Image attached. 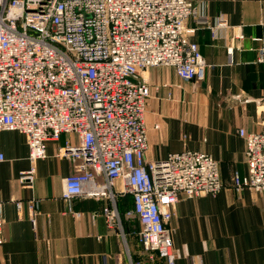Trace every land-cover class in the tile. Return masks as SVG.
<instances>
[{
  "label": "built area",
  "instance_id": "1",
  "mask_svg": "<svg viewBox=\"0 0 264 264\" xmlns=\"http://www.w3.org/2000/svg\"><path fill=\"white\" fill-rule=\"evenodd\" d=\"M196 13L189 0H0V131L21 133L32 162L47 157L50 141L76 136L58 152L75 162L64 179L68 211L78 198L106 199L107 227L122 232L117 198L131 196L126 218L139 221L151 262L176 264L170 223L181 197H215L223 188L219 162L207 153L147 158L152 90L141 73L169 67L183 81L205 79L209 65L192 37L207 20L185 26ZM225 26L221 19L218 27ZM240 136L248 173H235L234 188L264 195V128ZM33 180L34 170L19 178L26 189ZM16 208L35 228L36 202Z\"/></svg>",
  "mask_w": 264,
  "mask_h": 264
},
{
  "label": "crops",
  "instance_id": "2",
  "mask_svg": "<svg viewBox=\"0 0 264 264\" xmlns=\"http://www.w3.org/2000/svg\"><path fill=\"white\" fill-rule=\"evenodd\" d=\"M196 16L185 22L208 63L200 82L180 79L174 68L141 73L152 95L147 102V158L162 160L184 150L201 151L220 165L221 192L196 199L181 197L170 223L176 264H264V195L234 188L233 177L248 173L240 130L264 128V0H189ZM225 21V27L218 22ZM239 95L241 100L235 97ZM74 135L50 141L47 157L32 162L25 137L0 131V264H166L151 262L138 240L141 225L126 218L131 196L118 197L123 231L109 229L102 216L106 199L63 198L64 179L75 162L58 156ZM34 170L32 187L19 181ZM34 200L36 227L19 214L16 202ZM118 204V203H117Z\"/></svg>",
  "mask_w": 264,
  "mask_h": 264
},
{
  "label": "rangeland",
  "instance_id": "3",
  "mask_svg": "<svg viewBox=\"0 0 264 264\" xmlns=\"http://www.w3.org/2000/svg\"><path fill=\"white\" fill-rule=\"evenodd\" d=\"M174 252H175V249H174ZM175 257H176V253H175ZM155 260L156 261H158V259L157 258H155ZM155 262V261H154ZM176 262V261H175ZM156 264H157V262H155Z\"/></svg>",
  "mask_w": 264,
  "mask_h": 264
},
{
  "label": "trees",
  "instance_id": "4",
  "mask_svg": "<svg viewBox=\"0 0 264 264\" xmlns=\"http://www.w3.org/2000/svg\"><path fill=\"white\" fill-rule=\"evenodd\" d=\"M120 201H121V199H119V200L117 201L118 205H119ZM118 207H119V206H118Z\"/></svg>",
  "mask_w": 264,
  "mask_h": 264
}]
</instances>
